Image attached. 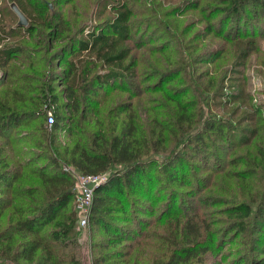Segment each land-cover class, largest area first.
Returning a JSON list of instances; mask_svg holds the SVG:
<instances>
[{"label":"trees","instance_id":"obj_1","mask_svg":"<svg viewBox=\"0 0 264 264\" xmlns=\"http://www.w3.org/2000/svg\"><path fill=\"white\" fill-rule=\"evenodd\" d=\"M15 1L37 24L29 27L35 42L16 44L0 28V70H5L0 83L14 82L16 73L22 80L39 76L42 83L35 86L39 103L33 110L0 100V264H60L56 247L74 251L68 253V264H82L75 253L80 222L72 169L107 175L95 188L89 217L98 236L94 264H132L133 257L134 264H222L231 242L239 244L238 264H264V193L256 207L246 200L228 205L226 199L206 194L196 171L203 169L208 179L229 174L220 165L223 160L235 147L255 141L256 156L241 155L237 162L244 169L237 173L246 177L264 172L262 110L251 103L245 86L227 82L226 75L218 85L220 76L213 74L224 50L205 49L193 56L196 77L187 72L192 63L185 57L170 59L164 70L148 64L142 71L158 82L144 87L142 65L129 43L133 9L128 0L110 1L117 17L106 28L89 30L70 24L61 11L36 19L26 0ZM184 3L206 11L200 12L205 14V40L233 37L241 58L254 48L255 39L243 32V24L250 13L259 23L264 0H182L169 9L179 14ZM229 23L237 27V35L226 31ZM22 53L31 59L42 54L46 69L30 59L28 66L23 64L32 74L21 66L13 69L11 63L21 61ZM90 63H99L100 70L94 71ZM185 73L188 83L182 82ZM25 87L34 90L30 84ZM114 90L123 96L99 109V95ZM146 94L151 95L148 101L165 108H141L137 98ZM169 101L175 104L173 110L166 108ZM149 110H156V117L151 119ZM168 134L173 138L169 147ZM231 158L230 164L235 162ZM186 184L187 192L190 187L196 192L187 199L178 190ZM203 199L223 204L215 219H204L196 211L195 203ZM217 254L220 258L211 260ZM142 257L145 261L139 263Z\"/></svg>","mask_w":264,"mask_h":264},{"label":"rangeland","instance_id":"obj_2","mask_svg":"<svg viewBox=\"0 0 264 264\" xmlns=\"http://www.w3.org/2000/svg\"><path fill=\"white\" fill-rule=\"evenodd\" d=\"M110 1L112 0H26V5L28 10L33 12L36 16L35 18H41L44 16L47 18L53 17L60 11L64 15L65 19L69 20L70 24H77L76 26L86 25V29H97V26H102L104 28L108 27L110 21H113L117 17V11L114 7L110 6ZM117 1V0H116ZM125 1V0H123ZM133 12L130 16V23L133 26V35L131 41L129 42L132 46V51L135 55L136 61L140 62L142 65L140 68V79L144 87L149 83H157L158 80L156 77L149 78L148 71L143 72L142 70H147L148 64H154V66H164L162 70L165 69L168 61L170 59L179 61L180 58L185 57L189 63H192L189 66L187 72L192 71V66H194L193 56H196L199 52H204L205 49H216L219 48L224 50L223 59L215 62L218 68L213 71V74H219L220 81L222 77L226 75L227 82L231 81L234 86L242 85L246 87V90L251 96V103L256 107H259L264 115V16L257 23V18L254 13H250L249 18L246 20L249 24H246V21L243 24V32L251 35L250 37L255 39V46L250 50L249 54L246 57H239L238 52H240V44H237V40L232 37V39L225 40L221 38H214L211 40H205L202 37L203 31L206 29V22L204 20V12H199L192 8L190 3L182 4L185 8L179 13L174 14L170 11V7L179 4L182 0H128ZM50 6V8L48 7ZM117 6V5H115ZM16 8L19 9L17 2L15 0H0V28L4 30V34L8 35L9 40L16 41V44L25 42L23 46H29L28 43L35 42V39L32 38L33 34L29 33V27L35 24V21L32 18H27V24H20V16L16 11ZM250 12H253L251 10ZM32 19V20H31ZM54 19V18H53ZM76 22V23H75ZM83 23V24H82ZM218 23V21H217ZM248 25V26H246ZM236 26L229 23L226 26V31H232L234 35H237ZM229 32V33H230ZM212 36V35H211ZM210 36V37H211ZM8 40V41H9ZM63 41L61 42V44ZM59 45V44H58ZM61 45H59L60 47ZM163 49L165 51L163 52ZM23 54V59L21 61H14L11 63V67L14 69L16 66H21V70L31 73L29 67L24 68L23 62H26L28 66V59L31 61H36V67L44 71L47 67L46 61L38 54L37 58L31 59L27 57L25 53ZM237 56H234V55ZM40 55V56H39ZM171 58H168V57ZM191 56V58H189ZM87 65V64H86ZM91 67L94 68V71L100 70V64L90 63ZM89 67V69H91ZM234 69H236L234 71ZM3 70V71H2ZM0 70V76L3 75L4 69ZM19 71V70H17ZM93 71V73H94ZM20 72V71H19ZM22 73V72H20ZM161 74V73H160ZM212 76V73L210 72ZM196 77L198 74H193L191 72V77ZM185 79H182L183 83L190 82V75L185 73ZM235 77V78H231ZM183 78V77H182ZM21 79L20 75L16 73L14 76V82L0 83V100L4 103L8 102L10 105H16L17 108L21 110H33L35 105L39 103L38 98V86L42 83L39 80V76L35 80L31 79ZM5 80V79H4ZM157 80V81H156ZM32 85L34 88H26V85ZM204 87L205 85L202 84ZM194 87V84L192 85ZM11 87H17L18 90L10 89ZM6 88V89H5ZM197 95L204 97V95L199 94L195 90ZM155 95L156 98H159V94ZM118 96H123L118 91H112L111 94H101L99 95V100L102 105L99 106L102 109L108 108ZM149 94H146L145 97L137 98L141 102V108H151L156 107L157 110L161 111L165 107L159 105L158 101L150 102L148 101ZM166 108H171L172 110L175 107L171 101L168 102ZM25 104V106H24ZM232 104V103H231ZM228 105V108L231 106ZM239 104V101H233V105L236 106ZM27 106V107H26ZM245 108H247L245 106ZM38 115L37 112H35ZM156 110H149V115L151 119L156 117ZM178 115L174 114V124ZM39 120V119H38ZM176 128V126H174ZM259 139V138H258ZM258 142V140H256ZM255 141L251 144L243 145V147H235L234 150L228 155L227 160H223L220 164L222 168L227 169L230 173L218 177H210L211 179L206 178L207 172H204L203 169L199 170L201 175V180L199 181L200 185H205L207 193L210 196L217 197L220 199H226L229 201L227 204H231L234 201L246 200L251 202L255 207L258 206L262 194L264 193V172H258L255 174L247 175L246 177L239 175L237 171L244 169L243 164L237 162L238 158L241 155L256 156L254 153ZM173 144V138L168 134L167 145ZM260 142L257 144L259 145ZM261 146V145H260ZM258 149L255 151L257 152ZM231 157H233V162ZM264 160V159H263ZM192 177V176H191ZM193 179V177H192ZM192 181V180H191ZM208 183H212L208 189ZM188 190V184L179 186L178 190L184 195V198H188L191 194L195 195L194 190ZM199 200L195 203V209L198 214L203 215L204 219L213 220L219 215L218 209L221 207V202H206ZM226 205V204H225ZM80 222V218H79ZM264 232V226L261 228ZM161 231V229H159ZM79 241V247L76 248L75 253L77 257L81 260L82 264H94L95 260V247H93V242L98 238L97 231L94 233L91 230L90 224L82 226L80 223L77 225ZM232 238H228V241H231ZM239 244L231 242L226 248L227 253L224 252L226 261H223L222 264H238V261L241 256V251L239 252ZM152 246L149 248L151 249ZM155 248V247H154ZM137 249V247H136ZM134 249V250H136ZM156 249V248H155ZM148 250V248H146ZM145 251V250H144ZM73 252L70 248H61L56 247L55 258L61 259L60 264H68L69 255L68 253ZM218 256H212L211 260L215 259ZM220 258V255L218 256ZM139 263H144V257L139 258ZM136 258L132 259V264H134Z\"/></svg>","mask_w":264,"mask_h":264},{"label":"built area","instance_id":"obj_3","mask_svg":"<svg viewBox=\"0 0 264 264\" xmlns=\"http://www.w3.org/2000/svg\"><path fill=\"white\" fill-rule=\"evenodd\" d=\"M54 122L53 112L49 110L48 124L51 126ZM76 176L75 198L76 209L80 224L86 226L89 222L91 207L94 198V191L106 178V174H83L72 169Z\"/></svg>","mask_w":264,"mask_h":264},{"label":"water","instance_id":"obj_4","mask_svg":"<svg viewBox=\"0 0 264 264\" xmlns=\"http://www.w3.org/2000/svg\"><path fill=\"white\" fill-rule=\"evenodd\" d=\"M16 11L20 16V24L26 25L28 21L26 16L23 14V12L20 9L16 8Z\"/></svg>","mask_w":264,"mask_h":264}]
</instances>
